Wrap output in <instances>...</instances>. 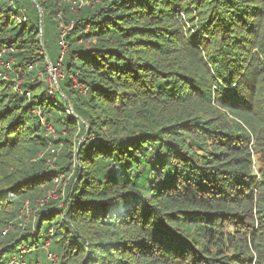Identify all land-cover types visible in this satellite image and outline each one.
<instances>
[{"label":"trees","instance_id":"trees-1","mask_svg":"<svg viewBox=\"0 0 264 264\" xmlns=\"http://www.w3.org/2000/svg\"><path fill=\"white\" fill-rule=\"evenodd\" d=\"M91 3L0 0V264H264V0Z\"/></svg>","mask_w":264,"mask_h":264},{"label":"rangeland","instance_id":"rangeland-1","mask_svg":"<svg viewBox=\"0 0 264 264\" xmlns=\"http://www.w3.org/2000/svg\"><path fill=\"white\" fill-rule=\"evenodd\" d=\"M73 1H77V0H73ZM87 1H90V0H86V2ZM10 7V3H7V4H5L4 6H3V9L4 10H6V11H9V8ZM2 13V15H4V16H7V14L8 13H4V12H1ZM39 13H40V16L42 15V10H39ZM11 15V18H13L14 16H13V14L12 13H10ZM55 20L57 21V23H58V30H59V32H60V36L61 37H63V35H65V34H68V33H70V29H71V27H70V25L68 24V22L65 20V19H58V18H55ZM41 29H42V25H41ZM41 33H42V31H41ZM51 38V37H50ZM41 41H43V36L41 37ZM48 42H49V39H48ZM52 44H51V43ZM49 43H50V46H48V51H49V53H50V55L51 56H53V54L57 51V48H58V44H57V41L55 40V39H52L51 41H50ZM61 50V49H60ZM60 53L62 54V52L60 51ZM42 54L43 55H45L46 56V54H45V52H42ZM53 69V67L51 66V65H48V73L50 72V70H51V75H50V73H49V77H45V79H46V82L47 83H49L50 84V86L51 87H53V88H56V89H58V85H55V83H54V79H60L59 77V73H61L60 71L58 72V71H55V70H52ZM22 77H20L19 79H17V86H16V88L19 86V82H20V79H21ZM51 93H52V91H51ZM28 96H30V94H28ZM68 109H72L71 108V106L68 108ZM70 110H69V112H70ZM37 113H39V112H37ZM84 137L83 138H81V140H80V143L82 144V143H84ZM49 167L51 168V169H54L55 168V166H54V164L53 163H51L50 165H49ZM57 183H58V185H59V187H54V191L48 196L49 198H50V202H55L57 205L56 206H58L59 208H63L64 209V207H65V202H64V200H63V198L64 197H61L62 196V192L61 191H63V189H64V187H66V186H68L69 185V180L67 179V178H65V177H63L62 178V176H61V179H60V181H56ZM64 183V184H63ZM63 184V185H62ZM41 201H38L37 203H36V205L33 207V208H27L26 206H27V204H24L23 206H21V208H20V210H19V212H18V214H17V216H16V218L14 219V224L15 225H18V224H20V223H23V227H24V229L26 228V227H28L27 225H29L28 223H31V221L32 222H34L35 221V219H37L38 218V215H37V212L39 211V210H41V209H44V207H41ZM49 205V204H48ZM51 206V205H50ZM55 210H56V207L54 208ZM24 210L26 211V212H24ZM41 218H44V217H41ZM57 223H60V220L57 222ZM64 224V227H66V230H68V227H67V221H66V223L65 222H63ZM13 228H14V231H16V226H13ZM20 228V230H21V227H19ZM47 244H50V240L48 239V240H46V246H47ZM45 246V247H46ZM23 250H25V252H27L28 253V248H25V249H23ZM26 260L28 261V262H31V261H33L34 260V258H31L30 256H27L26 257ZM43 263L44 264H49L48 263V261L47 260H45V261H43Z\"/></svg>","mask_w":264,"mask_h":264},{"label":"built area","instance_id":"built-area-1","mask_svg":"<svg viewBox=\"0 0 264 264\" xmlns=\"http://www.w3.org/2000/svg\"><path fill=\"white\" fill-rule=\"evenodd\" d=\"M66 1H72V4H74V3H77V2H79L80 3V5L81 6H84V5H88V4H92L91 2L93 1V0H90V1H87L86 2V0H77V1H73V0H66ZM19 23H22V22H26V20H27V17H26V15H24V14H21L20 16H18V17H14ZM71 29H72V27H71ZM70 29V30H71ZM64 36L65 35H63V37H60L61 39H60V51L62 52V54H61V57L59 58V62H58V66L56 67V68H54L53 67V69L52 70H55V71H60V67L62 66V61H63V56L68 52V46H67V44H66V41L64 40ZM61 72V71H60ZM50 75H51V70H50ZM59 78H62V72L61 73H59ZM6 78V77H5ZM58 79H54V83H55V85H58V81H57ZM51 87V86H50ZM51 89L52 90H54V88L53 87H51ZM55 132H54V129L51 127V126H47V134L48 135H52V134H54ZM55 149H53L52 150V152H55L54 151ZM60 179H61V175H59V176H56L55 178H54V180H55V182L56 181H60ZM56 184H58L57 182H56ZM48 201H49V199L47 198V199H45V200H43V201H41V207H43L44 205H47L48 204ZM27 208H29V205H28V203H27V206H26ZM24 212H26L25 210H24ZM19 227H21V229H24V227H23V223H20L19 224ZM12 230H14V228H13V225H9L5 230H4V233H3V235H6L7 233H8V231H12ZM51 232H52V230H51ZM48 245L49 244H47V246L45 247L44 246V248H45V250H46V253H47V260H48V263L49 264H60V257L59 256H57L56 254H54V253H52V252H50V251H48V249H47V247H48ZM25 249V248H24ZM28 252H31V250L30 249H28ZM22 253H27V252H25V250H23V248H22ZM15 261V263L16 264H42V263H40L39 261H35V262H27V261H23L22 259H16V260H14Z\"/></svg>","mask_w":264,"mask_h":264},{"label":"water","instance_id":"water-1","mask_svg":"<svg viewBox=\"0 0 264 264\" xmlns=\"http://www.w3.org/2000/svg\"><path fill=\"white\" fill-rule=\"evenodd\" d=\"M40 18H41V25H42V19H43V16L41 15Z\"/></svg>","mask_w":264,"mask_h":264}]
</instances>
